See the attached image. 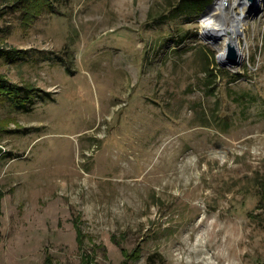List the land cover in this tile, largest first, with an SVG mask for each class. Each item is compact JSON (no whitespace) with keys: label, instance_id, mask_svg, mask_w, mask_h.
<instances>
[{"label":"rangeland","instance_id":"obj_1","mask_svg":"<svg viewBox=\"0 0 264 264\" xmlns=\"http://www.w3.org/2000/svg\"><path fill=\"white\" fill-rule=\"evenodd\" d=\"M29 1L0 0V78L32 89H0V264H264V0L233 66L217 0Z\"/></svg>","mask_w":264,"mask_h":264},{"label":"bare ground","instance_id":"obj_2","mask_svg":"<svg viewBox=\"0 0 264 264\" xmlns=\"http://www.w3.org/2000/svg\"><path fill=\"white\" fill-rule=\"evenodd\" d=\"M224 1H227V0H224ZM241 5H243L242 13L245 12L244 18L243 17L241 18L240 16H236L234 19V22L230 26L223 24V23L218 24L217 22L218 18L221 19L223 18V16H227L228 13L232 12V10L236 6H241ZM244 6H245V0H232L228 4V8L224 6V2H222L221 0H217V2L204 15V18L202 20V25H201L204 32L211 33V34L214 32L221 33L222 31L227 30L224 36H222L223 47L220 49L221 54H223L225 51L224 47L231 44L232 46L235 47V49L238 52V55H239L238 62H240V64H241L240 58L244 56V52L240 44V35L241 33H243L242 32L243 22L245 23L246 18L248 19L249 17V15L246 13ZM228 31H230V33ZM220 60H222V58H220Z\"/></svg>","mask_w":264,"mask_h":264},{"label":"trees","instance_id":"obj_3","mask_svg":"<svg viewBox=\"0 0 264 264\" xmlns=\"http://www.w3.org/2000/svg\"><path fill=\"white\" fill-rule=\"evenodd\" d=\"M211 1L212 0H200L199 2H197L198 9L203 11L211 3ZM54 3H55L54 0H32V1H29L27 4H24L23 8L21 9L23 12V17H22L23 21L22 22H24V24L29 25L32 22V19H26V17L29 18L32 16V18L34 19L42 11H49L50 10L51 13H54L55 8H56V5ZM18 4L20 5V3H18ZM39 8H40V10H39ZM37 9H38V11H37ZM28 20L30 21V23L28 22ZM3 56H5V52H4V49L0 46V57H3ZM1 88H5L7 90L9 89V92H10V90L12 92H14L15 96L12 97V99L19 98V101L14 102L16 107H23L24 105H22L20 103L21 102L20 100L21 99H27L28 94H30L32 92L31 88L17 87V86H14L13 84L6 83L5 80H2L0 78V89ZM260 190H262V189L258 190V197H259V202H260V206H261L264 203V194H262V192ZM132 256H133L132 254H129L128 252L123 251L124 259H123L121 264H128L129 263L128 260Z\"/></svg>","mask_w":264,"mask_h":264},{"label":"water","instance_id":"obj_4","mask_svg":"<svg viewBox=\"0 0 264 264\" xmlns=\"http://www.w3.org/2000/svg\"><path fill=\"white\" fill-rule=\"evenodd\" d=\"M217 41V40H216ZM227 49H228V52H227V58L229 60V65L230 66H233V65H239L240 62H238V58H239V55H238V52L237 50L235 49L234 46H232L231 44H229L227 46ZM225 57V54L224 56L222 57V60H220V58L218 57V60L219 62L223 61ZM223 65V63H221Z\"/></svg>","mask_w":264,"mask_h":264}]
</instances>
